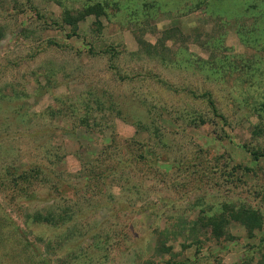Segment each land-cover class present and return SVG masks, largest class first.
<instances>
[{
    "label": "rangeland",
    "instance_id": "1",
    "mask_svg": "<svg viewBox=\"0 0 264 264\" xmlns=\"http://www.w3.org/2000/svg\"><path fill=\"white\" fill-rule=\"evenodd\" d=\"M93 1L103 0H0V180L10 167L51 171L31 184L0 181V264H264V160L242 147L264 150V74L220 76L221 64L208 70L212 54L200 34L217 17L187 13L190 0H117L122 11L87 16L78 36L54 23L64 9L75 14ZM215 2L223 22L239 11L236 2ZM223 32L226 48L215 53L228 54L229 68L253 66L254 50L234 26ZM107 50L117 52L112 60L125 79L110 68ZM184 90L211 92L228 117L224 134ZM94 95L112 96L122 114L95 112ZM144 100L171 113L156 120L157 136L135 132L124 111H140ZM185 106L209 119L177 126L173 110ZM132 138L147 140L155 155L146 150V159L156 163L126 162L123 186L112 176L83 183V168L105 147L110 166L131 159ZM52 204L69 207L74 219L49 226L27 218ZM240 208L259 218L241 222Z\"/></svg>",
    "mask_w": 264,
    "mask_h": 264
},
{
    "label": "trees",
    "instance_id": "2",
    "mask_svg": "<svg viewBox=\"0 0 264 264\" xmlns=\"http://www.w3.org/2000/svg\"><path fill=\"white\" fill-rule=\"evenodd\" d=\"M215 1L218 0H190L191 2L190 8L186 9V12L192 13L194 11H199L200 14H203L209 19H214L217 17L216 22L212 24V26L209 28L208 31L203 32V42L205 46L211 50L212 56L210 57L211 59L207 64V69L208 70H214L215 72H219V67L217 66L218 64H221L225 66L221 71V75L224 72V75L228 77H232L234 73L239 74L241 73L240 77L243 76L242 74L245 75L246 69L250 70V72L257 71L260 74H264V0H230L233 3L236 2V5L238 6V10L235 14H230V15H225L228 16L227 19H224V22L221 21V16L219 12H214L212 10V7L217 4ZM223 1V0H219ZM150 6V3H144L143 7H148ZM116 10V12L122 11L121 6L119 5L117 0H112L111 2H108L106 0L103 1H93V2H85L80 4V6L76 9H74L75 14L71 12L68 8L64 9V11L61 13V18L60 22L55 21L54 23L58 27H63L66 26L69 29V32L66 34L67 37L71 36H78V27H79V22L82 21L84 18H86L89 15L95 16V18L99 17H106L108 18V13H110V10L113 9ZM225 8V7H224ZM230 12V9H227ZM226 9L222 12H226ZM135 12H133V15ZM233 16V17H231ZM232 25L234 26V33H236L241 41L245 44L246 48H251L253 49L254 53L252 52L251 56L252 58H255L256 60L252 61L253 66L247 65H240V69H236V67L229 68V64L231 63V60L228 58V54H223V55H217L215 52L218 50H223L226 48L224 42H225V36L226 32H223V29L227 25ZM226 25V26H225ZM101 30V23L99 22V27L98 31ZM249 33H253V39L252 41L250 40ZM257 33L261 34L262 36H259ZM164 34V33H163ZM0 35H1V28H0ZM244 38H248L249 41L245 42ZM216 44V46H215ZM217 44H220L219 47H217ZM210 46H215L214 48H210ZM217 48V49H216ZM214 49L216 51H214ZM89 52L94 53V49L91 47L89 49ZM105 53H109V66L111 69L116 71V73L121 77L122 79H125V76L121 75L118 71V69L115 66L114 61L112 60L114 57H116L117 52L111 51L108 52L104 51ZM228 60V63H224V60ZM239 62L242 63L241 59L237 58ZM223 62H222V61ZM247 60V59H246ZM252 63H249L250 65ZM228 65V66H227ZM211 71V74H212ZM223 75V76H224ZM183 92L187 93L190 95L192 98H194L196 101H200L206 108H208V112L211 114L212 117L218 118L219 121L222 123V130L221 132L224 134L225 133V126L229 123L228 117L226 114H224L220 109L215 101L214 97L212 96L211 92L208 90H205L203 92H195L194 90H184ZM104 97V95H94V98H92L93 103L95 104V112L100 113L102 116L104 114V111L108 114H112L116 110V112L121 115V107H117L115 101L112 99V96L110 98H106V101L103 100L101 97ZM109 97V96H108ZM119 105V104H118ZM140 111H137L138 109H131L128 108L127 111L124 109L126 115L133 117V120H130V122L136 127L137 133H145L146 135H152V136H157L159 134L158 130L160 127L156 124V120L160 119L163 117L164 112L166 111L167 115H170L169 111L167 109H163L162 107L156 105V104H149L145 100L142 101V105L140 104ZM70 111H73L71 108ZM137 116V117H135ZM77 117V115H76ZM104 117V116H103ZM173 121L177 123V126L179 123L182 121L185 125H189L188 123H193L194 125L198 126L200 124H203L207 121V117H209V114L206 115L202 111H199L198 109L195 110L193 108H187L182 107V108H177L176 110H173ZM190 117V118H188ZM190 119V122L189 120ZM77 121V118L74 120ZM199 121L200 123L198 124ZM78 123V122H77ZM82 125H84L86 128H89L90 124L84 119L81 120ZM79 125V123H78ZM81 125V124H80ZM225 127V128H224ZM254 131V130H252ZM254 133V132H253ZM113 143V140L111 141L110 144ZM167 146V145H164ZM110 147V145L108 146ZM125 147L131 154V159L128 160H121L122 158H116L115 160L116 164H112L110 166L109 163L106 162L107 159L113 157V152L107 153L106 150L102 152V155H100L101 160L95 159L94 163H88V166H92V169L90 170L89 167L87 166L85 169L83 168V172L80 173V177H84V184L88 183L90 180H96L100 182L102 185L105 184L106 179H109V176H112L114 181L117 182L119 186H123L127 179H124L123 175V167L128 165L126 162L129 164L133 163V158L134 161L139 162V160H143L147 162L148 164L152 165L153 163H156V160L151 164V161L146 159V150L150 152L151 154L155 155L153 151H151L148 148L147 140L146 139H140V140H134V138L129 139L128 142H126ZM147 147V148H146ZM243 149L249 153L251 156V159L253 161H259L261 159L264 160V150H259L257 147L252 148L248 147L247 144L242 145ZM112 149H116L114 145H111ZM115 154V153H114ZM103 158V159H102ZM106 158V160H105ZM114 158V157H113ZM47 162L52 163L51 159L47 160ZM106 162V163H105ZM91 164V165H90ZM30 166L29 168H21L20 170H14L12 167L7 169L6 175L1 177V183L5 182L8 180V183H12L14 185H18L19 183H26V184H31L32 180L38 177L39 173H42L46 171V175L51 173L48 169H46L45 165H39L37 164ZM89 169V170H88ZM244 172L248 171L247 167L242 168ZM41 171V172H40ZM26 190V186L23 184L21 186L20 191L18 192H24ZM71 209L69 207H66V209L61 208L60 205L58 204H52L49 205V207L43 209V210H36L32 214L27 213V218H31L33 222L37 223H44L46 225H51V226H59L67 220H72L74 219V215L72 212H69ZM254 214L253 212L250 211L249 208H240L237 210V218L247 224V221L255 219H258L256 215L252 216ZM251 222L250 224L247 225V227L253 228L255 226L254 222ZM213 226H218V224L214 223L213 220H211ZM260 226V225H259ZM219 230L222 231V228L219 227ZM220 231V232H221ZM218 232V235H221L222 233ZM50 263V262H49ZM48 262L45 264H49Z\"/></svg>",
    "mask_w": 264,
    "mask_h": 264
}]
</instances>
